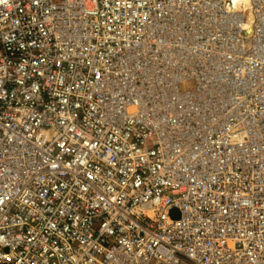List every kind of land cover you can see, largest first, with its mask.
<instances>
[{"label":"built area","instance_id":"2783aa9c","mask_svg":"<svg viewBox=\"0 0 264 264\" xmlns=\"http://www.w3.org/2000/svg\"><path fill=\"white\" fill-rule=\"evenodd\" d=\"M0 264H264V0H0Z\"/></svg>","mask_w":264,"mask_h":264},{"label":"bare ground","instance_id":"6f19581e","mask_svg":"<svg viewBox=\"0 0 264 264\" xmlns=\"http://www.w3.org/2000/svg\"><path fill=\"white\" fill-rule=\"evenodd\" d=\"M235 4H241L244 5V7H247L248 5V0H233Z\"/></svg>","mask_w":264,"mask_h":264},{"label":"rangeland","instance_id":"374dc122","mask_svg":"<svg viewBox=\"0 0 264 264\" xmlns=\"http://www.w3.org/2000/svg\"><path fill=\"white\" fill-rule=\"evenodd\" d=\"M191 85V84H188V86Z\"/></svg>","mask_w":264,"mask_h":264}]
</instances>
